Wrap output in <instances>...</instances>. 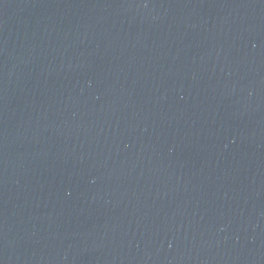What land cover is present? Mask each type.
Listing matches in <instances>:
<instances>
[{
    "label": "water",
    "instance_id": "1",
    "mask_svg": "<svg viewBox=\"0 0 264 264\" xmlns=\"http://www.w3.org/2000/svg\"><path fill=\"white\" fill-rule=\"evenodd\" d=\"M0 264H264V0H0Z\"/></svg>",
    "mask_w": 264,
    "mask_h": 264
}]
</instances>
